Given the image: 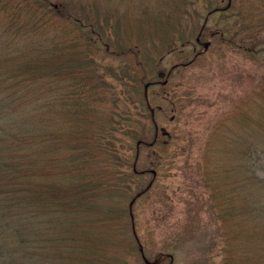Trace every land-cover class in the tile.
<instances>
[{
  "label": "rangeland",
  "instance_id": "1",
  "mask_svg": "<svg viewBox=\"0 0 264 264\" xmlns=\"http://www.w3.org/2000/svg\"><path fill=\"white\" fill-rule=\"evenodd\" d=\"M212 1L207 8L183 0H47L73 12L89 10L98 19L93 26L81 18L82 25L93 28L82 32L100 38L81 49L87 57L80 59L79 70L90 82L51 80L55 94L81 93L67 101L66 109L55 107L52 132L60 147L85 146L84 138L90 137L94 143L88 154L111 163L104 165L103 180L84 181L88 196H78L70 211L40 213L30 224L39 244L46 243L34 253L36 264H110L116 257L125 264H145L139 245L153 264H221L232 242L246 254L247 233L234 237L230 214L219 216L215 208L240 178L241 142L263 139L256 131L264 130V33L254 24L264 22V0ZM59 30L53 24L47 38L58 41ZM77 30L61 42L80 39ZM73 58L68 64L78 66ZM55 69L53 64L50 71ZM117 119L135 133L122 128L115 133L118 150L105 151L95 141ZM64 150L53 155L59 159ZM120 157L133 162L124 167ZM231 166H238L236 174ZM206 171L223 172V178L208 186ZM70 176L64 181L75 191L82 175ZM238 220L242 223L241 214ZM4 236L8 239L1 242L8 246L11 239ZM117 236H124L125 244L115 243ZM250 249L246 258L256 261V249ZM237 256L238 264H246L242 252Z\"/></svg>",
  "mask_w": 264,
  "mask_h": 264
},
{
  "label": "trees",
  "instance_id": "2",
  "mask_svg": "<svg viewBox=\"0 0 264 264\" xmlns=\"http://www.w3.org/2000/svg\"><path fill=\"white\" fill-rule=\"evenodd\" d=\"M188 1L189 4L198 2L207 8H210L213 2L183 0V3ZM187 8L184 11H188ZM80 9V12L78 10L73 12L72 7L50 5L47 0H0V264H36L34 253L39 247H45L46 243L44 246L39 244V237L29 227L30 224L37 223L40 213L56 216V214H65L68 209L70 211L72 201H77L78 196H88L86 188L89 186L84 181L90 182L97 178L103 180L107 175L104 165L111 163L108 157L104 162L99 154V159L91 153L88 154L87 148L90 143H94L90 137L84 138L85 146L60 147L58 137L56 138L52 132L55 107L62 111L68 106V100L76 101L81 96V93H75L72 97H67V93L60 91L55 94L52 82H59L56 80L65 77L69 80H77L78 83L91 81L89 80L91 77L83 76V72L79 70L80 59L87 57L82 54L81 49L94 46V41L100 38L93 40V36L82 30L86 27L92 28L89 24L92 23L94 26L98 18H94L89 10L81 12ZM182 16L183 18L185 16L183 12ZM81 18L90 23L82 25ZM243 19L245 20L246 17ZM69 23L75 28L70 29ZM53 24L60 27V35L57 38L60 36L68 39L67 35H71L72 30L78 29L77 32L81 33L80 39H71V44H64L60 37L58 41L50 40L47 36L52 31ZM256 24L258 22L254 27L260 26L264 33V22L261 25ZM198 37L200 38V34ZM35 38L37 43L32 40ZM248 38L251 39L250 33ZM69 45L72 47H68ZM55 46L59 49L57 54L52 52ZM67 47L70 49V54L67 53ZM71 55L78 66L68 64ZM53 64L56 65L54 73L50 71ZM74 67L78 69L70 71L69 75L61 73L63 69L69 70ZM77 75L79 76L76 77ZM52 79L54 80L51 81ZM98 87L99 82L95 91ZM139 113L142 117L146 115L145 110L140 109ZM126 123L129 125L128 122ZM108 124L107 129L95 142L103 150L112 152L118 150L116 143L118 144L119 140L116 139L115 133L123 131L122 128H128L127 134L129 132L132 134L135 129L132 126H124L118 119ZM133 126L136 127L134 124ZM256 133H262L263 139L258 140L257 143L247 140L241 142L245 147L243 150L241 147L244 157L240 178H235L230 185L228 199L219 196L215 210L217 209L219 216L225 212L230 214L232 219L228 224L231 225L234 237H238V232L247 233L246 238L249 239V243L246 246V254L248 256L249 249L255 248L258 261L251 260L250 256L246 258L239 244L232 242L221 264H238L236 257L239 251L245 256L243 258L246 264H264L263 128L257 129ZM236 143L237 141L232 142V144ZM64 147L66 149L64 155L56 159L53 152L61 151ZM254 152L257 153L256 157ZM210 158L206 155V161ZM120 159H123L124 167H129L133 162L129 158L120 157L118 160ZM95 160H99L103 167H100ZM206 164L209 165L208 162ZM95 169L98 173H94ZM206 169L210 168L206 167ZM233 169L238 170V166L230 168V173L236 174L237 170ZM131 172V175L135 174ZM206 172L204 180L208 186L210 183L215 184L216 179L223 178V172L216 176L214 172L211 174L209 171ZM76 174L82 175L83 180H81L82 185L74 191V187L67 186L64 177ZM240 182L242 186L237 185ZM104 188L101 191L106 192L108 187ZM238 198H241L240 202H237ZM51 199L55 202H49ZM42 200L45 202H39ZM92 200L93 198H90L88 202ZM222 202H226V208ZM240 214L242 223L238 220ZM12 223L14 225H11ZM4 234H8L11 239L8 246H4L1 242V238L8 239ZM64 239L66 240V237ZM119 241L125 244V237L117 236L115 243ZM110 264L125 263L116 257Z\"/></svg>",
  "mask_w": 264,
  "mask_h": 264
},
{
  "label": "water",
  "instance_id": "3",
  "mask_svg": "<svg viewBox=\"0 0 264 264\" xmlns=\"http://www.w3.org/2000/svg\"><path fill=\"white\" fill-rule=\"evenodd\" d=\"M139 251H140V253H141L142 259H143V261H144L145 264H153V262H149V261L145 258L144 254H143V251H142V247H141V245H139ZM170 259H171V257H170Z\"/></svg>",
  "mask_w": 264,
  "mask_h": 264
}]
</instances>
